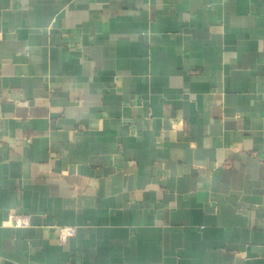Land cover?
Wrapping results in <instances>:
<instances>
[{
    "label": "crops",
    "instance_id": "crops-1",
    "mask_svg": "<svg viewBox=\"0 0 264 264\" xmlns=\"http://www.w3.org/2000/svg\"><path fill=\"white\" fill-rule=\"evenodd\" d=\"M0 264H264V0H0Z\"/></svg>",
    "mask_w": 264,
    "mask_h": 264
},
{
    "label": "built area",
    "instance_id": "built-area-1",
    "mask_svg": "<svg viewBox=\"0 0 264 264\" xmlns=\"http://www.w3.org/2000/svg\"><path fill=\"white\" fill-rule=\"evenodd\" d=\"M7 221L14 227H27L30 225V217L24 213H11L8 215ZM56 237L60 243H65L69 237L75 234L72 226H57Z\"/></svg>",
    "mask_w": 264,
    "mask_h": 264
}]
</instances>
